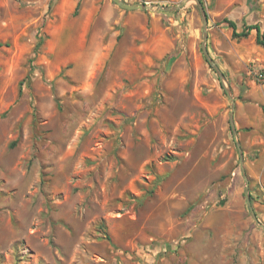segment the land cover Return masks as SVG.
I'll return each instance as SVG.
<instances>
[{"label":"rangeland","instance_id":"rangeland-1","mask_svg":"<svg viewBox=\"0 0 264 264\" xmlns=\"http://www.w3.org/2000/svg\"><path fill=\"white\" fill-rule=\"evenodd\" d=\"M103 1L0 0V264H264L196 0L115 2L112 20ZM201 1L237 107L264 46L224 19L264 29V0Z\"/></svg>","mask_w":264,"mask_h":264},{"label":"crops","instance_id":"crops-1","mask_svg":"<svg viewBox=\"0 0 264 264\" xmlns=\"http://www.w3.org/2000/svg\"><path fill=\"white\" fill-rule=\"evenodd\" d=\"M79 2L80 0H77V5ZM99 9H102L103 16L110 20L114 19L118 12L113 0L100 2ZM152 19L158 22L157 16H153ZM127 22L128 25H132V18ZM251 82V86L244 88L237 99L235 124L241 140L248 148L246 152L248 173L264 183V83Z\"/></svg>","mask_w":264,"mask_h":264},{"label":"water","instance_id":"water-1","mask_svg":"<svg viewBox=\"0 0 264 264\" xmlns=\"http://www.w3.org/2000/svg\"><path fill=\"white\" fill-rule=\"evenodd\" d=\"M114 2H116V4H118L121 8H124L126 10H147L150 9L152 7H156L160 10H164V11H173V10H177L178 8H180L183 5V2L173 5V6H162L161 4H148L147 2H142V3H129L125 0H114ZM201 14H202V20H203V31H204V36H203V41H202V48L203 51L207 57V60L209 61V63L211 64V66L217 71V73L219 74V77L223 83V86L226 90V92L228 93L232 105H231V112H230V123H231V127L233 129V134L237 140V147L239 150V154H240V163H241V169L242 172L244 173V177L246 180V190H245V196H246V200L248 203V206L251 210L252 213V217L254 218V220L261 226L264 227L263 224H261L257 218L256 212L254 210V207L252 205V201H251V196H250V192H249V179L246 175V170L244 167V152H243V148L241 146V143L238 141L237 136H238V130L236 128V124H235V119H234V114H235V109H236V100L234 98V96L231 93L230 88L226 85L225 83V75L222 72V70L220 69V67L218 66V64L211 58L209 50H208V46H207V41H208V37H209V32H208V15L205 9V6L203 4V2L201 0H196Z\"/></svg>","mask_w":264,"mask_h":264},{"label":"trees","instance_id":"trees-1","mask_svg":"<svg viewBox=\"0 0 264 264\" xmlns=\"http://www.w3.org/2000/svg\"><path fill=\"white\" fill-rule=\"evenodd\" d=\"M81 2L78 3L77 5V9L79 7ZM76 13V12H75ZM224 21L233 29V36L236 38H247L252 30H256L257 31V36H256V41L259 45H263L264 46V29H262V27L260 26L259 23H254V24H250V23H243V25L241 26V31H239L238 29L240 28V25L237 21L229 19V18H225ZM42 44V40H40L35 47V52L37 51L38 47H40V45ZM2 45V43H0V46Z\"/></svg>","mask_w":264,"mask_h":264},{"label":"built area","instance_id":"built-area-1","mask_svg":"<svg viewBox=\"0 0 264 264\" xmlns=\"http://www.w3.org/2000/svg\"><path fill=\"white\" fill-rule=\"evenodd\" d=\"M263 77H264V74H263V73H261V74H260V78H263Z\"/></svg>","mask_w":264,"mask_h":264}]
</instances>
